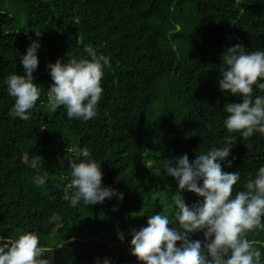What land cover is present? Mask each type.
<instances>
[{"label":"trees","instance_id":"obj_1","mask_svg":"<svg viewBox=\"0 0 264 264\" xmlns=\"http://www.w3.org/2000/svg\"><path fill=\"white\" fill-rule=\"evenodd\" d=\"M37 39L33 76L41 96L31 118L21 120L9 115L14 99L4 79L24 74L20 57ZM236 44L264 51V0H0V236L37 233L46 258L55 249V264H101L106 243L111 264H142L131 254L130 232L146 226L148 215L172 217L177 184L165 173L167 160L187 154L191 162L228 135L237 137L230 166L221 167L240 173L233 194L245 190L264 165V136L242 140L223 127L224 105L240 102L218 86L222 56ZM85 45L111 65L97 114L86 122L69 120L62 106H44L52 83L47 65L79 56ZM256 95L264 90L254 84ZM81 147L100 163L102 185L121 203L81 200L73 207L62 199L63 177L71 172L65 157L75 158ZM35 176L44 182L37 185ZM181 194L186 204L198 199ZM246 238L264 264V228Z\"/></svg>","mask_w":264,"mask_h":264},{"label":"clouds","instance_id":"obj_2","mask_svg":"<svg viewBox=\"0 0 264 264\" xmlns=\"http://www.w3.org/2000/svg\"><path fill=\"white\" fill-rule=\"evenodd\" d=\"M37 38L40 31H35ZM38 39L32 41L20 57L24 74L9 73L4 79L7 94L14 99L9 115L29 120L41 96L34 83L33 72L38 67ZM67 61L57 59L49 63L52 83L46 91L45 107L64 108L69 120L88 121L97 114L103 88L104 70L110 68V58L98 54L91 45H85L79 56ZM219 90L238 96L240 102L224 105L223 127L227 133H239L247 140L254 133L264 136V95L253 96V85L264 90V51H244L240 44L227 48L222 56ZM259 81V82H258ZM236 135L224 138L221 147H213L189 161L187 154L164 165L167 176L174 178L177 191L172 196V217L156 213L148 215L146 226L130 232V250L142 264H261V251L246 238L253 229L264 228V165L249 176L245 190L233 194V186L240 180L239 171L225 172L221 162L227 158L236 141ZM70 176L63 177L62 199L70 206L82 200L88 205L102 204L122 196L102 185L103 173L87 147H81L78 156L66 158ZM234 160L235 157L233 156ZM63 167V160L60 161ZM34 183L42 184L39 176ZM182 191L195 194L198 199L186 204ZM174 206V207H173ZM173 218L175 223H173ZM169 223L174 227L169 228ZM202 233L203 241L191 239ZM120 241L122 233H117ZM179 242V244H177ZM46 249L39 246L35 232L23 231L15 238L0 236V264H51L45 257Z\"/></svg>","mask_w":264,"mask_h":264},{"label":"water","instance_id":"obj_3","mask_svg":"<svg viewBox=\"0 0 264 264\" xmlns=\"http://www.w3.org/2000/svg\"><path fill=\"white\" fill-rule=\"evenodd\" d=\"M110 248V243H106L105 246L103 247L101 254H100V259H101V264H111V262L105 257V254H108ZM55 252V249L52 250L51 254V264H55V260L53 257V254Z\"/></svg>","mask_w":264,"mask_h":264}]
</instances>
